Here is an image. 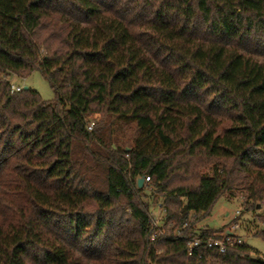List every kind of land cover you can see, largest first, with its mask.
<instances>
[{"label": "trees", "instance_id": "obj_1", "mask_svg": "<svg viewBox=\"0 0 264 264\" xmlns=\"http://www.w3.org/2000/svg\"><path fill=\"white\" fill-rule=\"evenodd\" d=\"M222 195L264 220V0H0V264H264L188 254Z\"/></svg>", "mask_w": 264, "mask_h": 264}, {"label": "rangeland", "instance_id": "obj_2", "mask_svg": "<svg viewBox=\"0 0 264 264\" xmlns=\"http://www.w3.org/2000/svg\"><path fill=\"white\" fill-rule=\"evenodd\" d=\"M9 81L12 84L21 85L22 87L27 86L28 88L36 90L44 100H51L54 98V92L48 81L37 70L32 71L24 78L12 75L9 77ZM122 143L126 144L128 142L125 140ZM204 172H209V169L205 168ZM160 200V198H154L153 201L155 202L151 203V213L157 218L160 217L161 219L159 220V223L163 224L164 217L161 214L159 216V213L161 212L159 211V208H161V206H158L156 203V201L158 202ZM241 210V197L239 195L231 198H227L225 195H222L215 202L210 213L196 224L197 230L203 227H210L214 229L226 227L234 220L235 217L237 218L236 221H238L241 225H244V223L248 220H253L257 226L256 229H252L255 225L251 223L252 227L250 229L245 228V226H241L237 230V233L241 237L242 241L252 249L251 255L253 257L260 255L264 259V238L254 232L255 230H264V227L261 225V221L254 215L258 211L241 212Z\"/></svg>", "mask_w": 264, "mask_h": 264}, {"label": "built area", "instance_id": "obj_3", "mask_svg": "<svg viewBox=\"0 0 264 264\" xmlns=\"http://www.w3.org/2000/svg\"><path fill=\"white\" fill-rule=\"evenodd\" d=\"M23 87L21 85H15L10 83V92H16L21 90ZM93 126V122H90L87 125V129L90 130ZM149 183V176H145L143 180V185H148ZM159 213L164 217V209L161 207L159 208ZM160 217H156L152 215V226L154 228V232L151 235V239H153L157 232L160 231L161 224L159 223ZM164 222V219H163ZM261 225L264 227V220L261 221ZM241 227L240 223L238 221L232 222L227 229V233L223 235L222 237H216V236H201L196 235L193 236L188 241V248L187 252L189 255H192L196 249V247L200 245H205L206 247H212L217 249L219 253H223L227 248L233 247L236 244L242 243V239L237 233V230ZM231 230V231H230ZM229 234V235H228Z\"/></svg>", "mask_w": 264, "mask_h": 264}, {"label": "water", "instance_id": "obj_4", "mask_svg": "<svg viewBox=\"0 0 264 264\" xmlns=\"http://www.w3.org/2000/svg\"><path fill=\"white\" fill-rule=\"evenodd\" d=\"M23 88L24 89H27L28 87L27 86H24ZM143 180H144V177L143 176H138L137 177V186L138 187H142L143 186Z\"/></svg>", "mask_w": 264, "mask_h": 264}]
</instances>
